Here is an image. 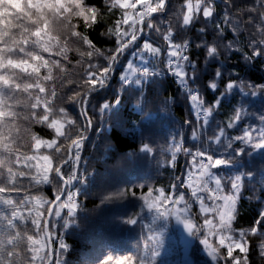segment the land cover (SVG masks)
<instances>
[{"label":"trees","instance_id":"trees-1","mask_svg":"<svg viewBox=\"0 0 264 264\" xmlns=\"http://www.w3.org/2000/svg\"><path fill=\"white\" fill-rule=\"evenodd\" d=\"M85 2L97 9L96 20L91 27H86L83 21L73 22L78 32L89 37L92 46L74 44L72 41L78 38H68L67 59L52 57L60 61V66L53 69V79L45 82L48 91L43 94L48 95L53 106L52 118L64 123L62 131L66 135L58 136L49 122H37L38 117L24 120L21 116L17 121L19 139L14 145L12 168L14 173L23 171L25 175L16 177L19 192H5L0 196L12 198L17 211L24 217L14 221L17 224L14 232L19 231L23 237L15 249L23 264H38L32 260L28 236L44 243L38 256L46 255L44 264H48L47 231L51 264H115V259H130L133 264H141V260L144 264H234L227 254V242L220 245L219 235L209 234L208 226L203 223L207 215L218 225V216L201 212L199 201L188 186L192 181L187 173L193 159L188 153L194 154L198 149L212 151L228 161L219 169H213L223 177L221 194L237 196L232 221L234 231L226 234L238 238L241 231L246 232L248 248L246 254L234 248L232 256L241 260L246 257L247 264H264L261 254L264 244V235H261L264 234V148L234 141L232 149L225 150L210 143V138L218 135L222 127L229 138L243 135L247 129L256 137L259 129L264 130V55L255 54L264 49V44H260L264 39V0H201L200 10L187 25L184 17L188 15V0H164L162 9L146 17L142 24L137 23L142 35L122 53L115 50L117 35L123 40L122 33L128 29L127 24H117L123 10L111 7V0ZM191 2L196 4L197 0ZM71 3L77 5L78 0H71ZM205 5L212 10L208 17L204 16ZM149 20L152 28L147 27ZM169 33L173 44H187L182 54L195 65V81H192V68L186 67L188 86L198 90L205 105L213 108L206 125L203 114L197 120L187 89L170 75L167 63L170 45L163 38ZM145 42L160 49L155 56L144 51L147 62L138 69H147L149 74L140 72L133 78H125V63L129 56L137 55L138 48L143 49ZM213 46L217 53L209 56L208 49ZM87 50L93 55L82 56L81 52ZM44 55L48 58L49 54ZM111 56L117 60L113 71L107 74L105 86L100 87L99 73H96L95 84L87 83L91 72L89 64L107 66ZM135 60L136 57L132 61L137 66ZM45 74L47 70H42V75ZM229 81L237 86L226 91ZM212 82L217 85L215 91L209 87ZM89 88L97 90L89 93ZM53 89L55 96L49 95ZM251 89L256 90L255 94ZM81 99H87L85 106L80 103ZM82 107L92 121L87 132H83ZM61 108L75 122L73 125L64 121L59 112ZM34 111L42 113L43 105ZM240 111L244 112L240 122L228 128V122ZM81 134L84 140L80 147L79 178L65 185L55 169L59 167L67 178L70 168L64 161L74 157L76 151L67 136L76 140ZM35 139L44 141L40 149L35 148ZM50 140L57 141L60 151L55 150L57 145L47 147ZM44 155L50 157L52 164L47 181L42 180V171L38 176V172L22 165L25 156ZM16 156L20 157L19 163L15 162ZM0 171L6 175L7 167ZM192 172L194 180L198 173L195 169ZM235 176L243 177L238 193H233L229 182V177ZM69 190L77 193L78 207L71 217L67 216V208L60 209L61 215L56 217L54 211L66 201ZM161 190L169 198L165 205L169 210L183 211L185 202L190 205L184 215L189 217L194 229H199L195 235L188 230L189 237L184 238L183 219L177 223L175 212L171 216H161L147 208L142 197L151 191L155 198ZM58 191L63 196L47 221ZM122 192L124 195L120 196ZM181 194L184 201L172 204L171 201L179 200ZM25 197L30 203L23 202ZM38 199L44 203H38ZM205 204L210 205L212 201L205 200ZM32 210L40 212L39 218ZM4 213L10 215L11 209L0 204V215ZM34 219L39 220V229L33 224ZM65 219H69L67 225ZM253 228L257 229L256 233L251 231ZM203 239H207V248ZM212 249L217 250L216 260L209 253ZM109 256L113 260L108 261Z\"/></svg>","mask_w":264,"mask_h":264},{"label":"snow or ice","instance_id":"snow-or-ice-1","mask_svg":"<svg viewBox=\"0 0 264 264\" xmlns=\"http://www.w3.org/2000/svg\"><path fill=\"white\" fill-rule=\"evenodd\" d=\"M22 6L17 8L9 7L7 9V15H0V168L7 167V174L0 171V194L5 192H19L17 176H24L23 171L14 173L13 155L16 151L14 145L19 139V125L17 121L23 116L24 120H30L33 117H38L37 122H49V126L54 128L58 136H65L66 133L62 131L64 123L60 119H53L54 115L53 106L49 103L48 95L45 94L48 90L45 87V82L53 79V69L60 66L59 60L52 59L53 56H62L67 59V52L69 50L68 38L77 37V40H73L72 43H81L92 46V41L87 35H84L76 30V24L74 20L83 21L86 27H91L93 22L97 18V9L89 6L85 0H78L77 5H73L71 0H0V5L4 4H18ZM63 5V6H61ZM164 6V0H111V7H119L123 10L121 20L117 21V24L121 22L128 25L122 36L117 35V48L115 51L123 52L127 49V46L137 39V32L140 31L136 27L137 23L144 22L146 17H150L152 13L162 9ZM188 15L184 17V24L187 25L194 13L198 12L201 7V0H197L196 4H193L191 0H188ZM212 14V10L207 5L204 6V16L208 17ZM131 20V23L129 21ZM148 28H152L151 20L147 23ZM59 28V31H58ZM119 33V28L116 29ZM164 40L169 42V58H168V70L173 76L177 78L180 85L187 89V95L191 101L193 112L197 118L200 119L201 114L204 116L205 125L208 124V117L211 116L213 108L206 106L204 100L201 99L198 90H193L188 86L186 76V67L190 66L193 70L192 81L196 80L194 75L196 68L192 64L187 55L182 54V51H186L187 44L179 45L173 44L171 40V33L165 35ZM260 44H264V39L260 40ZM138 48V46H136ZM231 47V45H229ZM79 51V49H77ZM147 50L153 56L160 52L159 48L153 47L150 43L145 42L143 49L137 50V55L144 56V51ZM45 53L49 54L48 58L45 57ZM217 53L215 46L208 49V55L214 56ZM257 56L264 55V49L256 51ZM81 55L92 56L93 52L87 50L81 52ZM173 58H176L175 61ZM110 63L107 66H98L89 64L91 69L89 80L87 83L95 84L96 73L100 74V87H104L108 73L113 71V65L115 64L117 57L111 56L108 58ZM181 61L185 62L184 64ZM42 70H47V74L42 75ZM129 72H142L144 75H148L147 69H137L129 65ZM158 74V73H151ZM219 76V73H217ZM237 84L233 81H229L225 90L236 87ZM214 91L217 88L215 82L210 83ZM97 89L89 88L88 92H94ZM248 90V89H242ZM255 94V89H251ZM49 95L55 96L56 92L53 89ZM79 95V93H77ZM86 101L81 99L80 103L84 104ZM43 105V112L37 113L34 111ZM215 107H218L215 105ZM63 114V119L70 126L75 122L68 118L67 113L63 108L59 110ZM81 115L85 117V126L83 132H87L88 127L92 125L91 119L88 117L86 110L81 108ZM244 116V112L240 111L235 113L232 120L227 124L228 128H232L234 124H238ZM264 119V118H262ZM70 131V129H69ZM195 135V134H193ZM223 138V139H222ZM67 139L71 140V144L75 146L76 151L74 157L70 156L64 162L69 164L70 172L67 178L61 169L58 167L55 169L60 179L65 185H69L72 181L79 178L78 165L80 159V147L83 143L84 136L81 134L78 139L73 140L70 135ZM255 140V142H254ZM234 141H239L243 144H252L255 148H264V130L259 129L256 137L253 136V132L247 129L243 135L229 138L226 135L225 129L219 128V134L213 138H210V143L214 142L218 147H223L225 150L232 149ZM44 141L35 139V148L40 149ZM53 145H57L56 140H50L47 142V147L52 148ZM56 151H60L59 145H57ZM193 156L192 164L187 173L189 181V187L192 190V196L199 201L200 211L203 213H211L213 216H218V225L214 223L213 219H209L205 215L203 223L208 226L209 234L219 235L220 245H225L227 242V254L232 257L234 264H247V259L241 260L238 257L232 256L234 248L240 249L245 254L248 248L245 244L246 232L241 231L239 237L235 235H229L226 233H233L232 221L235 218V205L236 195H222L224 191V185L222 184L223 177H220L213 169H219L221 165L226 164L223 158H220L209 150H197L194 154L188 153ZM239 154H242L240 152ZM197 157L199 159L197 160ZM173 159L175 157L173 156ZM35 160L37 164L35 167L39 170L42 169V180H48V171L51 169V159L48 155L24 157L25 164L28 161ZM20 157L16 156L15 162L19 163ZM42 161V163H41ZM192 169L198 173L193 180ZM243 177L235 176L229 177L231 183V189L233 193H238L241 188V182ZM183 183V181H182ZM214 184V187L212 185ZM176 186L173 185V188ZM200 193H208V196L201 195ZM77 193H73L71 190L67 192V199L65 202L60 203L57 209L54 211L56 217H60V209L67 208V216L74 215L78 205L75 202ZM123 196L124 193H120ZM56 199L59 201L61 195L58 191ZM144 204L149 209H153L161 216H171L175 212L176 218L183 219V223L186 229L192 232L194 235L199 229H194L193 224L190 222L189 217L184 215L190 208V205L185 202L183 204V211L181 209L169 210L168 201L169 198L164 196L163 190L160 191V195L155 198L152 197V192L149 191L146 196L142 197ZM184 195L181 194L179 200L173 199L172 204H179L180 201H184ZM151 200V202H150ZM205 200H211L212 204L206 205ZM25 203H30L27 197L24 198ZM38 203H44L38 199ZM0 204L7 206L11 209L10 215L4 213L0 215V264H23V260L20 258L19 253L15 251L19 242L23 239L17 229V224L14 222L18 217L23 220L24 217L17 211L16 202L10 197L0 196ZM161 207L164 210L161 211ZM49 214H53V210L49 209ZM31 215V210H29ZM37 218L40 216V212H36ZM129 222H134L130 220ZM65 225L69 223V219L64 220ZM33 224L37 229L40 228L39 220L34 219ZM256 233L257 229L251 230ZM264 235V234H261ZM31 242V251L33 252L32 260L38 262V264H44V260L47 256H38V254L45 247L44 243L39 239H34L32 236L27 237ZM202 243L207 248V239H203ZM264 255V244L261 245ZM213 259L217 258V250L212 249L209 251ZM154 254V253H153ZM108 261L113 260V257H107ZM115 264H133V261L115 259ZM141 264H144L141 260Z\"/></svg>","mask_w":264,"mask_h":264},{"label":"rangeland","instance_id":"rangeland-1","mask_svg":"<svg viewBox=\"0 0 264 264\" xmlns=\"http://www.w3.org/2000/svg\"><path fill=\"white\" fill-rule=\"evenodd\" d=\"M142 24V23H141ZM170 48V47H169ZM170 50V49H169ZM167 55H169V51H168V53H167ZM136 57V60L135 61H137V66L135 65V62L134 61H132V60H134V58ZM146 59H147V57H144V56H140V55H136V54H132L131 56H129V58H128V60H127V62L125 63V66H124V74H123V76L125 77V78H130V77H134L135 75H137L138 73L137 72H129V70H128V68H129V65H131L133 68H141L147 61H146ZM41 163H42V161H41ZM21 164V163H20ZM37 164V161H35V160H30V161H28L27 162V164H25V161H23V163H22V165H24V166H26L28 169H30V170H32V171H35V172H38V169H37V167H35V165ZM40 171H42V169H40L39 170V172ZM38 205H36V207H37ZM32 212H35V214H36V211H34V210H32ZM21 213V212H20ZM22 214V213H21ZM19 218V217H18ZM176 222L177 223H179L180 222V220L179 219H176ZM189 233L190 232H188V229H186L185 227H184V238L186 239H188V237H189ZM52 253V252H51Z\"/></svg>","mask_w":264,"mask_h":264},{"label":"water","instance_id":"water-1","mask_svg":"<svg viewBox=\"0 0 264 264\" xmlns=\"http://www.w3.org/2000/svg\"><path fill=\"white\" fill-rule=\"evenodd\" d=\"M142 35V30L140 29V31H139V34H138V36H137V39H139L140 38V36ZM136 39V40H137ZM135 41V40H134ZM134 41H132V42H134ZM131 42V43H132ZM130 43V44H131ZM129 44V45H130ZM128 45V46H129ZM127 46V47H128ZM86 102H87V99L85 100ZM86 102L84 103V106H85V104H86ZM63 166H65V165H63ZM61 198H62V196H61ZM61 200V199H60ZM59 200V201H60ZM58 200L53 204V206H52V210H54V207H55V205L59 202ZM50 217H51V215L49 214L48 215V218H47V221L50 219ZM46 226H47V222H46ZM46 236H47V247H48V250H49V262H48V264H51V262H52V253H51V250H50V241H49V232L47 231L46 232Z\"/></svg>","mask_w":264,"mask_h":264},{"label":"clouds","instance_id":"clouds-1","mask_svg":"<svg viewBox=\"0 0 264 264\" xmlns=\"http://www.w3.org/2000/svg\"><path fill=\"white\" fill-rule=\"evenodd\" d=\"M9 7H13V8H18L19 5L18 4H12V5H9V4H4V5H0V15H7V9ZM58 31H59V28H58Z\"/></svg>","mask_w":264,"mask_h":264}]
</instances>
